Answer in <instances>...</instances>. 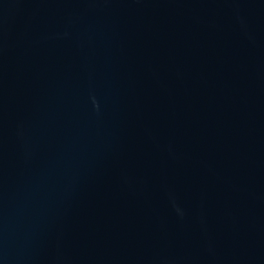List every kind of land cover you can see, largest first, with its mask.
<instances>
[{
    "label": "water",
    "instance_id": "obj_1",
    "mask_svg": "<svg viewBox=\"0 0 264 264\" xmlns=\"http://www.w3.org/2000/svg\"><path fill=\"white\" fill-rule=\"evenodd\" d=\"M0 264H264V0H0Z\"/></svg>",
    "mask_w": 264,
    "mask_h": 264
}]
</instances>
